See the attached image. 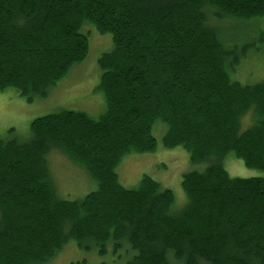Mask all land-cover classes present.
Listing matches in <instances>:
<instances>
[{"label": "trees", "instance_id": "1", "mask_svg": "<svg viewBox=\"0 0 264 264\" xmlns=\"http://www.w3.org/2000/svg\"><path fill=\"white\" fill-rule=\"evenodd\" d=\"M262 18L264 0H0V90L28 102L85 59L84 21L113 40L98 60V119L63 110L35 118L25 141L0 137V264H45L69 239L100 254L126 243L125 264H264V178L231 177L221 164L231 152L264 170V80L231 79L252 43L237 51L227 45L235 34L213 24ZM254 33L264 49V28ZM246 113L252 124L240 130ZM157 120L165 147L209 162L183 175L178 212L170 189L146 175L128 189L115 172L126 153L155 149ZM51 148L82 166L96 190L60 199Z\"/></svg>", "mask_w": 264, "mask_h": 264}, {"label": "rangeland", "instance_id": "2", "mask_svg": "<svg viewBox=\"0 0 264 264\" xmlns=\"http://www.w3.org/2000/svg\"><path fill=\"white\" fill-rule=\"evenodd\" d=\"M222 30L235 34L227 43L237 51L246 44L248 48L241 57L231 79L243 85H253L264 80V49L255 40L254 33L264 28V18L248 22L224 19L213 21ZM88 37V54L82 61L73 64L65 76L50 87L45 96H37L28 102L15 88L0 90V137L25 141L30 137V124L38 117L63 110L81 111L93 119H98L105 110V101L99 89L101 69L99 58L113 47L112 35L100 33L90 23L84 21L79 30ZM237 36V37H236ZM229 72V69L227 70ZM251 121V113L241 118L240 130L246 129ZM167 126L157 120L152 127L156 139L153 151L126 153L117 164L115 172L119 183L128 189H135L143 176L158 182L162 188L170 189L174 196L172 211H180L187 203L181 181L185 173L202 172L208 161L192 162L189 152L182 146L172 148L163 145V135ZM222 166L231 177H263L264 170L249 168L231 152L221 160ZM50 179L60 199L81 200L86 194L96 190L97 183L80 165L75 163L59 148H51L46 156ZM133 251L128 244L114 250L111 242L100 254L96 246L80 248L74 239H69L56 255L45 264H125ZM172 258L171 255H169Z\"/></svg>", "mask_w": 264, "mask_h": 264}]
</instances>
